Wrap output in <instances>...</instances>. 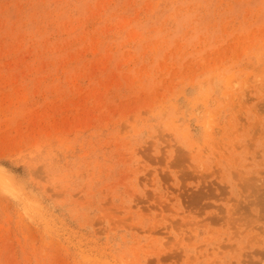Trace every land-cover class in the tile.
I'll use <instances>...</instances> for the list:
<instances>
[{
  "label": "rangeland",
  "instance_id": "374dc122",
  "mask_svg": "<svg viewBox=\"0 0 264 264\" xmlns=\"http://www.w3.org/2000/svg\"><path fill=\"white\" fill-rule=\"evenodd\" d=\"M0 264H264V0H0Z\"/></svg>",
  "mask_w": 264,
  "mask_h": 264
},
{
  "label": "bare ground",
  "instance_id": "6f19581e",
  "mask_svg": "<svg viewBox=\"0 0 264 264\" xmlns=\"http://www.w3.org/2000/svg\"><path fill=\"white\" fill-rule=\"evenodd\" d=\"M4 182V181H3ZM10 190V189H9ZM230 237V236H229Z\"/></svg>",
  "mask_w": 264,
  "mask_h": 264
}]
</instances>
